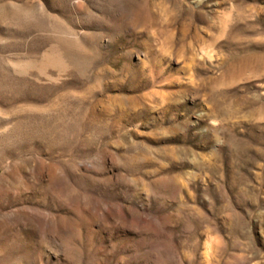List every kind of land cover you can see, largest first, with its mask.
<instances>
[{
    "label": "rangeland",
    "instance_id": "rangeland-1",
    "mask_svg": "<svg viewBox=\"0 0 264 264\" xmlns=\"http://www.w3.org/2000/svg\"><path fill=\"white\" fill-rule=\"evenodd\" d=\"M0 264H264V0H0Z\"/></svg>",
    "mask_w": 264,
    "mask_h": 264
}]
</instances>
